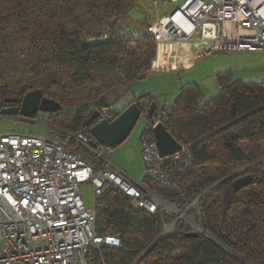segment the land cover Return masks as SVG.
<instances>
[{"label": "trees", "instance_id": "1", "mask_svg": "<svg viewBox=\"0 0 264 264\" xmlns=\"http://www.w3.org/2000/svg\"><path fill=\"white\" fill-rule=\"evenodd\" d=\"M146 2L0 0V110L40 91L60 107L47 120L62 132L54 140L84 154L65 135L88 131L101 96L150 73L156 50L146 32L150 22H141V32L119 28ZM218 83L219 92L203 104L195 84H182L166 112L167 132L180 145L192 144L193 165L173 176L171 188L142 180L178 209L198 197L185 215L199 223L202 216L206 235L218 244L206 235H188L181 220L162 233L174 215L132 207L110 185L93 200L95 232L117 237L120 246L91 251L92 264H264V80L221 74ZM248 167L251 183L235 190L234 174Z\"/></svg>", "mask_w": 264, "mask_h": 264}, {"label": "built area", "instance_id": "2", "mask_svg": "<svg viewBox=\"0 0 264 264\" xmlns=\"http://www.w3.org/2000/svg\"><path fill=\"white\" fill-rule=\"evenodd\" d=\"M147 1L155 17L146 27L156 42L150 63L152 72L185 68L216 53L264 50V0ZM166 112L156 107L146 119L139 139L140 159L147 179L171 188L173 176L188 170L194 158L192 144L181 145L171 155L159 156L154 128L165 123ZM113 116L112 107L101 108L95 122L111 120ZM65 136L81 146L84 154L56 140L30 134H0V264H92L91 251L103 246L119 247L117 237L95 232V208L94 204L87 207L81 198L83 183L90 184L94 197L113 185L129 198L132 207L149 214L159 208L175 213V219L162 233L176 220L184 223L185 230L191 227L188 222L192 219L185 212L197 203L198 197L181 211H173L171 204L143 184L115 171L102 155L109 148L98 143L96 147L90 145V126L88 131ZM86 155L102 165L88 161Z\"/></svg>", "mask_w": 264, "mask_h": 264}, {"label": "rangeland", "instance_id": "3", "mask_svg": "<svg viewBox=\"0 0 264 264\" xmlns=\"http://www.w3.org/2000/svg\"><path fill=\"white\" fill-rule=\"evenodd\" d=\"M181 1V0H179ZM177 5L174 6L176 8ZM162 13V11L160 12ZM146 20L151 22L154 20V13L151 11L149 3H142L136 6L129 17L121 23L120 27L135 28L139 32L142 31L141 22ZM117 33L120 34L118 27L116 29ZM223 54H213L209 55L211 58L224 59L225 56H219ZM226 60V59H225ZM245 74L250 75L249 72ZM216 79V78H215ZM212 77L204 78L202 82V91L204 93V98L217 91L216 81ZM130 89L124 94L127 98H133L146 91L152 94L155 103H157V108L164 109L168 111L170 103L175 95L178 93V82L174 81L171 76H161L160 74H148L142 79H137L131 82ZM49 113L45 111H38L36 115L31 119H25L19 115L15 116H1L0 115V134L2 133H19L25 135H34L41 138H47L50 140L57 139L62 132L56 129L54 126L47 123ZM146 124V117L141 114L138 120L135 122L133 128L130 131L128 137L123 140L119 145L115 147H109L107 151H103L102 155L112 160L120 168L125 171V175L117 170L118 174H121L125 179H132L136 182H141L145 177L144 167L140 159V141L139 137ZM80 194L84 204L87 207L93 206L94 196L92 194V189L90 184L83 183L80 186ZM195 206V205H192ZM172 210L174 208L178 209L172 204ZM180 210V209H179ZM181 211V210H180ZM170 214L176 217L175 213L170 212ZM180 216V214H178ZM192 219L188 222V226L191 225V229H196L203 234H206L200 227V223L193 219L192 217H187Z\"/></svg>", "mask_w": 264, "mask_h": 264}, {"label": "water", "instance_id": "4", "mask_svg": "<svg viewBox=\"0 0 264 264\" xmlns=\"http://www.w3.org/2000/svg\"><path fill=\"white\" fill-rule=\"evenodd\" d=\"M145 96L137 98H127L122 96L119 100L111 104L105 95L101 96L97 101V108L90 114L87 123L90 124V133L93 139L90 141L92 147H96V143L104 147H115L125 140L130 134L135 122L141 114H145L146 119L149 118L157 107L154 101H150L142 106V100ZM13 102V100H7ZM112 107L116 115L111 120H102L95 122L99 114V109ZM58 103L51 99L43 97L41 92L33 90L24 95L20 101L19 106H11L0 110L1 116H15L19 115L25 119L33 118L38 111H45L49 114L55 113L59 110ZM155 139L157 143L159 156L164 157L171 155L180 150L181 145L167 132L165 125L158 123L154 128ZM249 168L234 174L237 176L232 181V186L235 190H239L251 183L252 177L246 172ZM245 172V174H240ZM200 225L205 230L204 218L200 217ZM202 234L194 230L189 231L188 235ZM205 235V234H202ZM213 242L217 243L213 237L206 235Z\"/></svg>", "mask_w": 264, "mask_h": 264}, {"label": "crops", "instance_id": "5", "mask_svg": "<svg viewBox=\"0 0 264 264\" xmlns=\"http://www.w3.org/2000/svg\"><path fill=\"white\" fill-rule=\"evenodd\" d=\"M216 54H223L219 56H225V58L224 59H219V58L210 59L209 58L210 56L208 55V56L195 60L188 67H185V68H179L177 70H167V71H154V72L150 71V73L160 74L161 76H164V77L171 76L174 81L178 82V93L177 95L174 96V98L172 99V102L179 95V89L182 84H185V83L195 84L199 88V91L201 93V96L198 102L199 104H203L204 102L211 99L219 92L220 86L218 83V76L221 74H229L233 77V79H237L242 82H259V81L264 80V50L257 51V52H223V53H216ZM245 72H249L250 75L245 74ZM144 77H141L139 79H142ZM206 77H212L214 79L216 78L215 81H216V88H217V91L214 94H211L207 97L208 99L204 98V93L202 91V82L204 78ZM129 89H130V85L128 84L124 87H120L119 90L116 92L109 93L108 95H106V97L111 102V104H113L114 102L119 100L121 98L120 96L125 94ZM139 96H145V99L141 101L143 107L148 102L154 101V97H152V94L147 91L145 93H141L135 96L134 98H137ZM115 115H116V112H115ZM109 162L115 167V170L117 168L118 171H120L122 174L125 175V171L122 168H120L116 163H114L112 160L111 161L109 160ZM140 183L144 185L143 181H141Z\"/></svg>", "mask_w": 264, "mask_h": 264}, {"label": "bare ground", "instance_id": "6", "mask_svg": "<svg viewBox=\"0 0 264 264\" xmlns=\"http://www.w3.org/2000/svg\"><path fill=\"white\" fill-rule=\"evenodd\" d=\"M203 230V229H202ZM203 231H205V230H203ZM206 232V231H205ZM206 235V234H205Z\"/></svg>", "mask_w": 264, "mask_h": 264}, {"label": "flooded vegetation", "instance_id": "7", "mask_svg": "<svg viewBox=\"0 0 264 264\" xmlns=\"http://www.w3.org/2000/svg\"><path fill=\"white\" fill-rule=\"evenodd\" d=\"M17 106V105H16Z\"/></svg>", "mask_w": 264, "mask_h": 264}]
</instances>
